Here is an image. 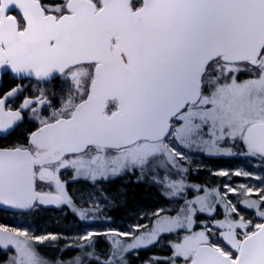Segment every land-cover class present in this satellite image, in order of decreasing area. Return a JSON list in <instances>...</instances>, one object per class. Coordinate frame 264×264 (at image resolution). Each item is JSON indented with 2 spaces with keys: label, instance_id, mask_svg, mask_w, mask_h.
<instances>
[{
  "label": "snow or ice",
  "instance_id": "6c2138e0",
  "mask_svg": "<svg viewBox=\"0 0 264 264\" xmlns=\"http://www.w3.org/2000/svg\"><path fill=\"white\" fill-rule=\"evenodd\" d=\"M0 70L59 81L63 93L58 108L43 90L23 101L21 109H30L39 127L27 144L0 148V206L26 212L67 205L88 220L98 202L77 209L62 170L95 184L126 171L163 169L155 181L166 195L191 190L174 214L154 213L151 229L135 225L134 231L147 230L134 238L133 232H86L78 247L93 251L72 264H127L126 253L162 234L176 237L170 256L153 257L167 264H264V188L240 185L244 196L257 197L240 201L260 217L253 223L227 193L186 183L188 170L180 165L181 149L194 147L264 164V0H0ZM18 91L0 98V135L23 119L21 110L5 107ZM33 104L52 107L51 115L41 118ZM218 205L223 219L211 226L201 221L197 230L199 215L213 216ZM98 236L110 240L106 256L94 251ZM57 239L0 225L5 264H53L36 245Z\"/></svg>",
  "mask_w": 264,
  "mask_h": 264
},
{
  "label": "rangeland",
  "instance_id": "374dc122",
  "mask_svg": "<svg viewBox=\"0 0 264 264\" xmlns=\"http://www.w3.org/2000/svg\"><path fill=\"white\" fill-rule=\"evenodd\" d=\"M246 76L247 74L242 73L240 78L243 79L246 78ZM17 88L19 89V91L12 97H8V99L5 101L6 109H9L7 103L11 101L16 95H18L20 91L23 89L24 90L30 89L31 93L30 92L29 93L35 94V96H31L30 98H28L32 100H35L38 96H40L41 90L44 91L45 95L47 92L43 86L40 85L37 86L33 84H27L26 86L21 85L18 86ZM62 95L63 93L62 91H60L59 96L57 95L55 96L54 94L53 96L48 97L50 100H52L53 107L58 108L60 106V100ZM30 107H36L39 110L38 114L41 118L49 117L51 115L52 107L46 105L42 106L39 104H33ZM29 116L30 118L34 119L35 122L39 125V121L35 118V114H33L32 111L30 112ZM222 146L231 147L234 152L237 151V149L235 148V146L232 145L231 142H225ZM181 151H183L186 157L185 160L180 161L181 167L186 168L188 170L187 172L182 173L186 183L200 185L202 189L203 188H207L209 190L216 189L220 191L222 195L227 193V199L231 200L232 203L236 205L238 211L242 215H244L246 220H252L253 223L260 221V217H258L255 214L254 209H246L240 203L242 199H257L256 195L253 193L252 195L244 196L243 189L240 188V185H246L254 189L264 188V181L252 178V176L264 177V164H261L256 158L246 157L243 155H231V156L209 155L207 152L198 150L195 147L192 149H181ZM238 170L249 172L252 174V176L245 177V176H235L232 174ZM219 171H227L229 175L228 176L215 175V173ZM197 172H200V176H201L200 182L199 183L191 182L188 179L187 175L193 174L192 176L195 177ZM139 173L142 175L140 170ZM148 173L154 178V180H150L149 183L157 187L163 193H165V189L163 188V186L159 183H156L155 181L156 177L162 176L164 174V170L159 169L156 170L155 173L152 172H148ZM71 174H72L71 170H62L61 179L67 182V191L69 195L73 198V203L75 204V206H77L79 209L93 208L95 206L94 202H98L99 211L90 213V218L88 220H73V221L69 220L70 222H65V218L68 210L67 208L70 207L64 205L63 207L65 208L58 210H56L58 207H55L51 209V210L55 209V211L54 213H51L53 214V216L51 217L53 218L54 223L52 226H50L48 223H45L46 222L45 217H47V215L41 216L42 214H44L43 213L44 208L38 205L31 212L26 214L9 213L12 216L10 217V219H13L17 223V225L8 226V227L26 230L33 235L55 234L58 236V239L56 241H46L42 245H60L62 247H77L80 249L79 253H85L87 249L78 247V245L86 243L79 240V237L84 235L86 232L88 231H95L100 233L108 232V231L133 232V238H134L136 235H140L141 233L147 230L145 228H141L139 231H134L135 225H147L148 229H151L155 220L158 218L154 215V213H156L160 209H163L164 211L161 213V215L174 214L175 210H178V208L182 205L184 197H187L189 199L192 198V196L190 195L191 190L182 194L181 197H169L168 195H166L167 202L164 204V206L156 207L155 209L152 210L148 209L140 212L136 211L134 213L128 210V212H124L125 216H123L121 219L113 220V218L112 219L107 218L109 215L108 212L111 209H113L115 206H117L116 204L117 201L115 200V198L118 197V199H120V197L119 195L115 196L111 194V192H108L109 190L107 189L105 184L107 180L97 181L95 184H93L91 181H86L83 179H78L82 181L77 182V180L72 179V176L71 178H67ZM142 177H144V175H142ZM112 178L113 177L109 178L108 181L111 182ZM173 178L179 179L180 177L173 176ZM228 187L237 189V193L228 192L227 191ZM200 194L202 195L203 192H201ZM100 212L103 215L102 224L98 226L91 225L89 222L94 221L95 218L98 216V214H100ZM233 215L235 216V214ZM99 216L101 217V215ZM235 218L238 219V217ZM219 219H223V208L222 206L218 205L217 211L216 213L213 214V216H208L207 214L199 215V219L197 221V230L202 226L201 221L206 222L208 223L209 226H211V224L214 223L215 220H219ZM51 228L54 229L53 230L54 233L50 232ZM163 235L165 234H162L161 236ZM121 239H129V238L122 237ZM212 239L215 242L217 238L216 236H213ZM107 240L110 242L109 239ZM159 240L160 239H158V241L155 244H157ZM125 242H131V240L129 239ZM37 245H41V244H37ZM158 248L167 249L166 251H170V249L162 247L161 243H158ZM88 251H90V249Z\"/></svg>",
  "mask_w": 264,
  "mask_h": 264
},
{
  "label": "trees",
  "instance_id": "16d2710c",
  "mask_svg": "<svg viewBox=\"0 0 264 264\" xmlns=\"http://www.w3.org/2000/svg\"><path fill=\"white\" fill-rule=\"evenodd\" d=\"M20 83L23 81L18 82L13 80L9 75H5L2 78V84L0 88V98L6 96V94L14 88L21 86ZM33 85L43 86L45 88L46 96L51 97L55 94V96H59V92L61 91L56 85L59 81H53L51 83H46L44 85L36 82H30ZM38 88V87H37ZM30 89H23L20 91L18 95H16L11 101L7 103L8 108L16 111L21 110L22 114V121L18 122L14 131L10 134L5 136H0V148H11L16 145L27 144V138L31 131H35L39 125L35 122L34 119L30 118L31 110L28 109H20L23 101L26 98H30L31 96H35V94H30ZM30 92V93H29ZM217 163V162H216ZM215 163V164H216ZM144 175V177H142ZM142 175L139 173V169L135 171H127L119 176L113 177L112 181H106V187L113 195H119L115 198L117 201V206L111 209L108 212V217L113 220L121 219L125 216L124 212H128V210L132 213L140 212L144 210H152L156 207L164 206L167 202L166 194L160 191L157 187L151 185L149 182L150 180H154V178L147 172H143ZM193 174L187 175L188 179L191 182H200L201 176L200 172L192 176ZM72 174L69 175L67 178H71ZM82 181V180H77ZM76 182V181H75ZM103 184V183H102ZM202 184V183H201ZM121 200V202H120ZM64 205L58 207V209H63ZM77 209H79L76 206ZM67 215L65 218V222H70L69 220H81L79 216L73 212L71 208H67ZM43 215H47L46 222L50 226L53 225L54 221L51 216H53L55 209H43ZM51 214V215H50ZM50 215V216H49ZM101 215V217L99 216ZM11 214L7 213L5 210H0V224L5 226H15L17 223L10 219ZM103 222V215L100 212L98 216L95 218L94 221L89 222L91 225L98 226ZM54 229L51 228L50 232H53ZM159 242L161 243L162 247L170 249V251H166L167 249L158 248V243L148 246L147 248H139L136 250H132L125 254V259L127 264H167V262L163 259L154 260L153 257L164 258L171 255V248L169 246V241L176 239L175 235L173 234H165L159 237ZM125 241L129 239H123ZM94 251L97 255L106 256L110 250V242L104 236L94 237ZM36 248L42 255H44L47 259L53 261V264L56 262H60V264H72L75 257L80 256L84 259L85 253H79L80 249L77 247H62L60 245H36ZM93 251V248H87V251ZM8 256H6L3 252H0V264H5ZM88 264H92L91 261Z\"/></svg>",
  "mask_w": 264,
  "mask_h": 264
},
{
  "label": "water",
  "instance_id": "95a60500",
  "mask_svg": "<svg viewBox=\"0 0 264 264\" xmlns=\"http://www.w3.org/2000/svg\"><path fill=\"white\" fill-rule=\"evenodd\" d=\"M5 75H9L15 81L30 80V81L45 83V81H37L34 77H32V78H29V77H18V76H15L14 74H12L10 71L0 70V88H1V84H2V78ZM0 136H4V135H0ZM40 206L46 207V208H55L56 207V206H51V205L50 206L40 205ZM2 209L5 210L6 212L12 213V214H26V213L31 212L34 208L31 209V210H28L26 212H21L20 210L11 209V208H8L6 206H0V210H2Z\"/></svg>",
  "mask_w": 264,
  "mask_h": 264
},
{
  "label": "flooded vegetation",
  "instance_id": "af4514ba",
  "mask_svg": "<svg viewBox=\"0 0 264 264\" xmlns=\"http://www.w3.org/2000/svg\"><path fill=\"white\" fill-rule=\"evenodd\" d=\"M23 82H24V84L23 83H20L22 86H26L27 84H31L30 82H35V81H30V80H22ZM18 82H21V81H18ZM36 83H40V84H42V85H44V84H46V83H51V82H45V83H42V82H36ZM36 85V84H35ZM15 128H16V126H15ZM5 136V135H4ZM40 206V205H39ZM40 207H42V206H40ZM42 208H44V209H52V208H46V207H42Z\"/></svg>",
  "mask_w": 264,
  "mask_h": 264
}]
</instances>
